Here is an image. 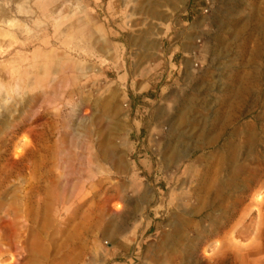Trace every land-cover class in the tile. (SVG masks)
<instances>
[{
    "label": "rangeland",
    "instance_id": "rangeland-1",
    "mask_svg": "<svg viewBox=\"0 0 264 264\" xmlns=\"http://www.w3.org/2000/svg\"><path fill=\"white\" fill-rule=\"evenodd\" d=\"M36 3L0 0V264H264V0Z\"/></svg>",
    "mask_w": 264,
    "mask_h": 264
},
{
    "label": "crops",
    "instance_id": "crops-1",
    "mask_svg": "<svg viewBox=\"0 0 264 264\" xmlns=\"http://www.w3.org/2000/svg\"><path fill=\"white\" fill-rule=\"evenodd\" d=\"M68 8L69 11L73 13V10L70 8H74L77 10L78 13V20L79 24L82 22H85L88 17H96L100 16L101 13L109 14L111 16H116L117 14L123 13L124 8H126L130 4H135L137 7L144 8V6L148 7V2L149 0H37V3L35 4L36 6H43V7H48V6H57L58 4ZM141 15L143 18V10L141 9ZM143 20V19H142ZM139 42L138 45L135 46V52L138 55L141 56H148L150 53V48H149V34L148 32L145 33V31H141L136 37H135ZM171 51L174 52V54L177 53V51L182 52V54H185L187 56H194L196 54V48L189 43V40L186 42H180L176 44L170 43ZM134 49V46H133ZM188 61L185 60V63ZM143 65V63H142ZM139 68L136 67L135 65H132L131 70L136 71ZM146 76V73L142 70L141 73H133L131 76L128 78V84L130 87H141V85L137 84L136 82L140 78H144ZM134 79H136L134 81ZM145 86V85H144ZM142 93L143 90H140Z\"/></svg>",
    "mask_w": 264,
    "mask_h": 264
},
{
    "label": "bare ground",
    "instance_id": "bare-ground-1",
    "mask_svg": "<svg viewBox=\"0 0 264 264\" xmlns=\"http://www.w3.org/2000/svg\"><path fill=\"white\" fill-rule=\"evenodd\" d=\"M180 154H181V153H180ZM180 154H176V155H177V157H178ZM143 199H144V197H143Z\"/></svg>",
    "mask_w": 264,
    "mask_h": 264
}]
</instances>
